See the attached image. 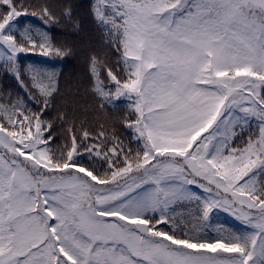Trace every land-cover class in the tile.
Listing matches in <instances>:
<instances>
[{
  "label": "snow or ice",
  "instance_id": "obj_1",
  "mask_svg": "<svg viewBox=\"0 0 264 264\" xmlns=\"http://www.w3.org/2000/svg\"><path fill=\"white\" fill-rule=\"evenodd\" d=\"M92 14L118 54L90 57L93 94L127 102L136 148L47 118L58 73L21 61L72 54L50 33L60 20L0 0V68L26 94L0 96V264H264V0H94ZM220 211L251 230L210 235Z\"/></svg>",
  "mask_w": 264,
  "mask_h": 264
},
{
  "label": "trees",
  "instance_id": "obj_2",
  "mask_svg": "<svg viewBox=\"0 0 264 264\" xmlns=\"http://www.w3.org/2000/svg\"><path fill=\"white\" fill-rule=\"evenodd\" d=\"M26 2L32 8H38L40 5L49 7L50 11L60 20L58 26L51 25L49 28L54 43L58 46H66L72 52L71 55L64 58H48L31 54V56L23 58L21 61L22 67L38 65L58 73L60 92L52 101L54 107L48 111L47 118L54 119L58 113L63 112L68 116L69 123L74 122L77 128L82 125L90 132L96 133L103 126L109 137L115 135L118 141H122V146L136 148L137 144L132 141L130 132L123 123L126 117L131 118L127 102L116 101L119 106L118 109L114 110L106 106L102 110L99 108L98 97L93 94L94 81L89 69L90 57L95 55L107 65L115 67L118 56L114 49L109 46L103 29L93 17L92 6L94 0H26ZM69 5L73 9V16L71 20H66L63 11ZM31 18L32 16H26L20 19L21 25L43 27L39 19ZM101 78L107 85L108 80L104 70H101ZM9 95L13 98L19 96L26 99L25 91L16 79L0 68V96L6 97ZM27 103L29 107L36 110L35 104L31 101H27ZM256 132L257 125L253 121L234 143L242 145L249 134H255ZM130 141L132 142L130 143ZM63 143H66V141L62 137L57 140L58 145ZM83 163L85 165L91 163L97 168L100 167L99 158L89 161L87 154L84 156ZM177 211L187 218L189 213L195 212V202L186 204L178 208ZM221 226L237 232L251 230L240 220L223 211L212 217L209 234L213 235L211 229ZM160 227L164 226L161 225Z\"/></svg>",
  "mask_w": 264,
  "mask_h": 264
},
{
  "label": "rangeland",
  "instance_id": "obj_3",
  "mask_svg": "<svg viewBox=\"0 0 264 264\" xmlns=\"http://www.w3.org/2000/svg\"><path fill=\"white\" fill-rule=\"evenodd\" d=\"M23 17H20L19 18V20L20 19H22ZM31 19H38V18H31ZM29 56H31V54H26L23 58H26V57H29ZM122 101V100H121ZM125 102V101H124ZM193 191H195L198 195H202V196H206V195H208L207 193H205L202 189H200V188H198V187H195V186H193ZM203 194H202V193ZM205 193V194H204ZM217 213H219V212H217ZM229 215H231L230 213H228ZM231 216H233V215H231ZM234 217V216H233ZM236 218V217H235Z\"/></svg>",
  "mask_w": 264,
  "mask_h": 264
}]
</instances>
